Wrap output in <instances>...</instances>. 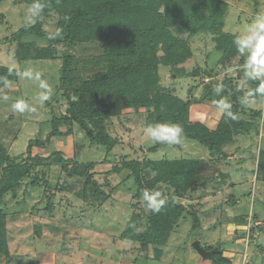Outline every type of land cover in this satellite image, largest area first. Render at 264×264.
<instances>
[{"label": "rangeland", "instance_id": "1", "mask_svg": "<svg viewBox=\"0 0 264 264\" xmlns=\"http://www.w3.org/2000/svg\"><path fill=\"white\" fill-rule=\"evenodd\" d=\"M221 1L228 5L223 32L230 35L239 34L258 13L264 11V0ZM28 6L15 0L0 2V66L13 67L14 70H23L26 66L36 68L52 86L53 94L43 105L35 104V112L21 115L12 111L11 103L20 97L35 103L33 97L39 89L31 82L19 79L18 83L11 84L10 89L0 92V145L8 150L12 158L26 157L31 141L48 137L52 114L66 113V101L60 89L65 47H59L57 58L52 60L20 61L15 55L17 44L13 38L26 27L24 11ZM56 19V16L45 19V30L53 32ZM213 38L210 32L191 37L194 57L186 65L187 70L200 67L206 75L207 70L214 66L218 57L214 55ZM93 53L77 49L72 54L79 58ZM240 70L243 67L235 64L228 72H221L215 80L221 82L226 77L234 78ZM204 75L196 79L178 77L172 75L169 69H161L165 87L175 89L177 95L184 99L195 97L191 120L214 128L221 119L219 110L206 100L197 103L204 96V85L209 82ZM252 83L255 85L259 81L241 79L238 85L247 93L253 92ZM4 95L9 99L4 100ZM249 107L262 111L263 116L254 118L248 132L234 135L233 140L216 153L187 139L181 144L166 145L156 152H149L155 143L144 135L145 114L125 112L108 120L110 134L121 140L111 153L104 146L92 144L84 129L74 123L72 135L53 138L48 149H34L33 154L48 158L57 151L70 161V165L74 160L79 164H96L95 179L110 198L102 206L96 203L92 207L81 197L80 182L69 178L58 163L51 159L35 163L31 178L25 179L20 189L7 193L0 202V212L6 215L8 247L0 264H193V254L197 255L192 247L194 241L214 248L226 243L223 246L238 253L242 261L248 252L245 264L248 261L264 264V230L259 228V225L264 226V199L259 191L263 181L257 171L260 152L264 151V101L253 99ZM250 116L253 117L251 112L249 116L241 114V118L246 120ZM61 131L66 132L67 127H61ZM123 156L130 160H205L210 165L208 182L178 200L189 211H196L200 219L198 229L193 230L195 217L184 214L164 246L145 248L142 241L123 238L133 213L139 211L129 193L133 184V180L128 178L130 173L114 172V167L121 165ZM35 179L38 181L36 186L33 185ZM232 199L240 200L241 205L235 204ZM49 207L51 211H48ZM233 215L245 216L248 222L253 223L249 241L247 231L237 230L238 235L233 236V230L224 223ZM256 216L259 221L254 223L252 219L255 220ZM157 249L161 250L158 257Z\"/></svg>", "mask_w": 264, "mask_h": 264}, {"label": "trees", "instance_id": "2", "mask_svg": "<svg viewBox=\"0 0 264 264\" xmlns=\"http://www.w3.org/2000/svg\"><path fill=\"white\" fill-rule=\"evenodd\" d=\"M15 1L27 5L32 2ZM43 3L42 18L36 24L22 28L13 38L17 44L15 55L20 61L52 60L57 58L58 48L65 47L60 89L66 101V113L52 114L48 137L31 141L26 157L12 158L0 145V202L7 193L20 189L25 179L31 178L35 163L50 159L58 163L69 178L80 182L81 197L90 206L97 203L100 207L110 198L95 179L96 164H79L74 160L70 165V161L57 151L48 158L33 154L34 149H48L53 138L72 135L74 123L84 129L92 144L104 146L111 153L121 140L110 134L108 120L125 112L145 114V127L156 122L177 124L184 130L183 140H194L216 153L221 152L222 146L231 142L234 135L248 132L254 118L263 116L262 111L251 110L239 102V97L246 93L243 88L237 91L243 70L234 78L226 77L221 82L215 80L235 64L242 67L244 64V57L236 52L232 43L235 35L223 32L227 3L221 0H43ZM53 16L57 17L56 27L49 32L45 30L44 20ZM57 30L60 35L49 39V34ZM201 32L212 33L214 55L218 57L206 75L200 67L192 71L186 68L194 57L191 37ZM77 49L94 53L76 58L72 53ZM163 68L178 77L196 79L204 75L209 82L204 85V96L197 103L206 100L216 107L213 101L225 98L231 103L236 119L222 115L215 129L191 120L195 97L184 99L175 89L165 87L161 76ZM0 77H7L11 84L19 81L15 70L9 75L8 68L2 66ZM220 83L225 85V90L216 95L213 89ZM256 85H253L251 100L264 101V96L255 93ZM249 112L253 117L250 116L249 120L241 118L242 113L249 116ZM63 126L67 127L66 132L61 131ZM166 145L155 143L149 152H156ZM209 169L205 160H130L123 156L121 165L115 166L114 172L130 173L128 178L133 184L129 193L135 208H139L133 213L123 238L142 241L145 248L164 246L184 214L195 217L193 230L198 229L200 219L196 211H189L178 200L206 184ZM257 171L264 182V151L260 152ZM37 184L35 179L33 185ZM145 189L160 190L168 197L159 214H153L142 202L141 193ZM51 210L49 207L48 211ZM5 221L6 215L0 212V260L8 252ZM259 228L264 230V226L259 225ZM192 247L203 260L214 264L225 261L220 247H204L199 241H194ZM160 252L157 249V257Z\"/></svg>", "mask_w": 264, "mask_h": 264}, {"label": "clouds", "instance_id": "3", "mask_svg": "<svg viewBox=\"0 0 264 264\" xmlns=\"http://www.w3.org/2000/svg\"><path fill=\"white\" fill-rule=\"evenodd\" d=\"M45 4L43 0H32L31 4L24 11L25 26L36 24L44 12ZM65 19H68L65 17ZM60 35V31L49 34V39H55ZM233 45L236 52L244 57L242 79L245 81H259L255 88V93L264 96V11L258 13L251 23L244 26L243 30L234 36ZM14 71L13 67L8 68L11 75ZM15 75L23 81H29L36 86L39 91L33 97L35 103H30L23 97L16 98L11 103V109L14 113L24 115L36 111L35 104L43 105L50 100L53 94V88L49 82L43 78L42 73L32 66H26L23 70L16 69ZM12 87L7 77H0V92ZM225 90V85L220 83L216 85L213 92L220 95ZM241 87L237 86V91H241ZM253 93L247 92L239 97V102L248 107L252 103L251 97ZM4 100H8L7 95L3 96ZM221 114L229 119H236L232 112V105L225 98L213 101ZM183 128L177 124L171 123H152L144 128V135L150 138L152 143H164L168 145L181 144L183 140ZM155 175V173H152ZM141 200L145 207L153 214H159L168 201L160 190L145 189L141 193Z\"/></svg>", "mask_w": 264, "mask_h": 264}, {"label": "crops", "instance_id": "4", "mask_svg": "<svg viewBox=\"0 0 264 264\" xmlns=\"http://www.w3.org/2000/svg\"><path fill=\"white\" fill-rule=\"evenodd\" d=\"M222 115L223 114L220 113V118H222ZM219 121L220 120H218V123H219ZM218 123H217V125H218ZM216 127L212 128V129H215ZM259 187H260L259 188V191L263 195V199H264V182L261 183ZM232 200H234L233 202L235 204L241 205L240 200H237V199H232ZM247 219L248 218L245 217V216H241V215L235 216V215H233V216L228 217L227 219H225L224 220V223L227 224V227L229 229L233 230V234H234L233 236H236V235H238V231L237 230H242V231H246L247 230V224H248ZM252 221L254 223H256V221L258 222L259 221L258 216H256L255 220L252 219ZM237 241H240V239H237ZM225 244L226 243H224L223 245H225ZM223 245H222V247H220L221 250H222V253H223V258L225 259V261L223 263H228V264H232V263H234V264H245L244 263V259L248 255V252H247L246 255H244V258H243V261H242L241 260V257L238 255V253L234 252V250H232V249L231 250L227 249V247H225ZM256 247L259 248L260 245L257 244ZM193 264H212V261L203 260L198 254L197 255L193 254ZM247 264H251V262L248 261Z\"/></svg>", "mask_w": 264, "mask_h": 264}, {"label": "built area", "instance_id": "5", "mask_svg": "<svg viewBox=\"0 0 264 264\" xmlns=\"http://www.w3.org/2000/svg\"><path fill=\"white\" fill-rule=\"evenodd\" d=\"M252 230V223H250V220H249V222H248V224H247V232H248V235H247V239H248V241L250 240V238L252 237V234H251V231Z\"/></svg>", "mask_w": 264, "mask_h": 264}]
</instances>
